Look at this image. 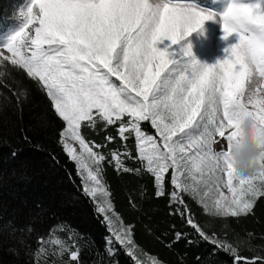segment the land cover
<instances>
[{"label":"snow or ice","instance_id":"6c2138e0","mask_svg":"<svg viewBox=\"0 0 264 264\" xmlns=\"http://www.w3.org/2000/svg\"><path fill=\"white\" fill-rule=\"evenodd\" d=\"M206 13L197 0H34L22 13L23 27L0 47V67L10 62L46 91L66 124L59 143L78 171L86 173V195L95 198L103 190L105 156L93 151L103 146L86 141L80 129L103 122L119 123L122 141L135 137L137 157L153 174L157 197L165 194V175L172 170L170 204L183 207L181 216L188 214V207L180 193L200 194L205 208L218 217L250 214L264 197V160L249 176L235 174L228 160L238 116L250 118L264 138V0H232L218 22L223 39L235 34L237 42L215 64L201 63L190 43L181 44L217 17ZM164 41L171 43L159 47ZM4 86L17 106L27 98V89ZM142 122H150L159 139L146 134ZM70 141L78 143L79 152ZM221 142L217 150L214 146ZM121 155L131 157L128 151L112 152L117 168L133 171L124 167ZM111 208L108 201L97 210L107 214ZM105 219L111 223L107 215ZM186 222L203 240L230 254L233 264H264V255L240 254L243 241L205 233L190 214ZM131 233V227L123 228L114 234L115 241L141 264ZM181 238L177 232L176 239ZM39 243L37 257L45 252L43 238ZM55 243L68 256L65 264H79V248L73 250L59 239Z\"/></svg>","mask_w":264,"mask_h":264},{"label":"trees","instance_id":"16d2710c","mask_svg":"<svg viewBox=\"0 0 264 264\" xmlns=\"http://www.w3.org/2000/svg\"><path fill=\"white\" fill-rule=\"evenodd\" d=\"M29 2L0 0V45L9 43V36L21 30L25 23L22 9ZM197 3L217 9L214 0ZM5 63L7 67H0V264H65L68 256L61 255L57 239L73 250L79 248V264H135L126 248L115 241L95 199L85 194L77 163L59 143L66 124L46 91L25 70ZM4 83L17 91L27 89V98L17 106L16 97ZM118 127L119 123L106 126L99 122L94 128L82 124L80 131L86 141L103 146L93 147V151L105 156L101 176L114 218L132 228L135 259L141 264L153 260L158 264H233L230 254L203 240L187 224L189 214L205 233L233 243L243 241L241 255H264V197L250 214L218 217L210 207L205 208L200 194L180 193L188 207V214L181 216L183 207L170 204L172 170L165 175V194L157 197L154 176L137 157L135 137L122 141ZM142 130L157 136L150 122H142ZM108 136L113 139L107 140ZM114 151L131 153L130 158L121 155L120 159L133 171L117 168ZM177 232L182 234L179 240ZM41 238L45 252L37 257L34 253L41 247Z\"/></svg>","mask_w":264,"mask_h":264},{"label":"rangeland","instance_id":"374dc122","mask_svg":"<svg viewBox=\"0 0 264 264\" xmlns=\"http://www.w3.org/2000/svg\"><path fill=\"white\" fill-rule=\"evenodd\" d=\"M31 1H34V0H30V2ZM30 2L22 9L23 12H26L28 10V6ZM214 2H215L217 9L216 10L207 9V10H208V13H216L217 14L216 19L206 21L201 29H198L197 31L193 32L190 36H188L184 41L181 42V44L190 43L192 45V51H193L194 57L198 59L201 63H206V64H215L220 60L226 59L229 55L226 49L230 45L237 42V37L235 36V34L229 37L227 40L223 39L225 33L223 32L222 24L218 22L219 18L227 11L232 0H214ZM14 36L15 35L12 34V36H9V37L12 38ZM170 43H171L170 41H164L162 44H159L158 46L161 48H164L166 45H169ZM2 46H4V44L0 45V47ZM177 47L179 46L178 45L172 46V49H175ZM5 55H9L6 52V50H5ZM113 80L114 82L119 84V81H116L115 78H113ZM156 137L157 139H159L158 135ZM72 143L74 144L75 147H77V151L79 152L78 143L76 142H72ZM221 146H222V142L215 144L214 147L217 150H219ZM86 163L90 164V161H86ZM90 166L95 167L94 165H90ZM79 172L81 176L86 175V173H84L82 170ZM100 180H101V185H102L103 190L97 191L96 197L94 199L98 206L100 205L107 206V202L110 201L108 198V192H107L102 176H100ZM92 186L96 187L95 185H92ZM196 194L199 196L198 193ZM104 215H107L108 217L111 218V223L109 224L111 226V231L114 237H115L114 234L118 233L121 229L126 228L124 225L118 222L116 218H114L112 208H111V211H109L107 214H104ZM136 258H137V255H136Z\"/></svg>","mask_w":264,"mask_h":264},{"label":"clouds","instance_id":"9594fccd","mask_svg":"<svg viewBox=\"0 0 264 264\" xmlns=\"http://www.w3.org/2000/svg\"><path fill=\"white\" fill-rule=\"evenodd\" d=\"M228 160L239 176H249L258 170L264 160V138L256 130L254 122L245 116L236 118L235 136L231 142Z\"/></svg>","mask_w":264,"mask_h":264}]
</instances>
